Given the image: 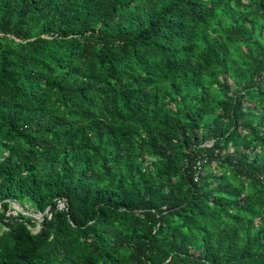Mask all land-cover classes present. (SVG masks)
I'll use <instances>...</instances> for the list:
<instances>
[{"label": "trees", "instance_id": "trees-1", "mask_svg": "<svg viewBox=\"0 0 264 264\" xmlns=\"http://www.w3.org/2000/svg\"><path fill=\"white\" fill-rule=\"evenodd\" d=\"M0 264H264V0H0Z\"/></svg>", "mask_w": 264, "mask_h": 264}, {"label": "water", "instance_id": "water-1", "mask_svg": "<svg viewBox=\"0 0 264 264\" xmlns=\"http://www.w3.org/2000/svg\"><path fill=\"white\" fill-rule=\"evenodd\" d=\"M11 202L14 203V205H15L16 208H18L20 211H22V209L20 208L19 204L16 201L11 200ZM23 213H25V212H23Z\"/></svg>", "mask_w": 264, "mask_h": 264}, {"label": "rangeland", "instance_id": "rangeland-1", "mask_svg": "<svg viewBox=\"0 0 264 264\" xmlns=\"http://www.w3.org/2000/svg\"><path fill=\"white\" fill-rule=\"evenodd\" d=\"M15 207V205H13V208ZM14 215V213H12ZM35 218L39 219L40 216L39 215H34ZM38 229V227H36L35 229H33V231L35 232Z\"/></svg>", "mask_w": 264, "mask_h": 264}, {"label": "built area", "instance_id": "built-area-1", "mask_svg": "<svg viewBox=\"0 0 264 264\" xmlns=\"http://www.w3.org/2000/svg\"><path fill=\"white\" fill-rule=\"evenodd\" d=\"M60 207H63V204L60 203ZM14 208H15V211L14 212H11V213H14V215H16V211L22 212L18 208H16V207H14Z\"/></svg>", "mask_w": 264, "mask_h": 264}]
</instances>
